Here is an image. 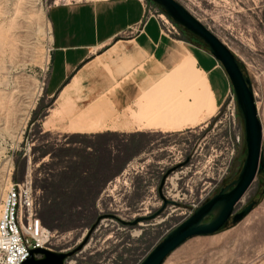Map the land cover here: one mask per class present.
Segmentation results:
<instances>
[{
	"label": "rangeland",
	"instance_id": "rangeland-1",
	"mask_svg": "<svg viewBox=\"0 0 264 264\" xmlns=\"http://www.w3.org/2000/svg\"><path fill=\"white\" fill-rule=\"evenodd\" d=\"M68 1L79 0H0V202L8 184L6 172L12 167L13 180H30L37 214L53 233L48 245L56 251L75 247L98 214L110 212L131 220L160 210L132 226L101 219L81 248L63 263L137 264L195 206L236 178L245 156L242 121L229 80L213 58L217 70L210 79L216 86L223 82L228 87L227 99L215 112L205 108L203 121L214 115L191 134L146 133L133 136V142L127 136L123 142L114 134L56 132V120L43 111L48 99L41 96L50 43L46 10L53 3ZM176 1L233 53L248 77L261 123L264 159V0ZM145 4L161 30L165 28L159 13L174 25L170 35L209 54L201 40L173 23L155 3L145 0ZM179 71L186 87L176 100L192 93L188 77ZM203 79L205 86V75ZM203 97L211 101L206 90ZM43 115L47 123L41 125ZM175 166L162 188L164 197L173 202L161 207L156 187ZM98 192L99 198L90 197ZM252 200L254 207L235 224L228 222L215 233L187 238L161 264H264L261 175H255L233 210Z\"/></svg>",
	"mask_w": 264,
	"mask_h": 264
},
{
	"label": "crops",
	"instance_id": "crops-1",
	"mask_svg": "<svg viewBox=\"0 0 264 264\" xmlns=\"http://www.w3.org/2000/svg\"><path fill=\"white\" fill-rule=\"evenodd\" d=\"M145 15L142 0H79L47 8L51 51L41 96L48 99L43 111L56 120V132L114 134L123 142L129 136L133 142V136L146 133L191 134L211 119L214 113L203 121L205 108L215 112L228 93L223 82L216 86L210 79L217 70L212 56L187 47V42L161 30L154 17ZM180 68L192 93L176 100L186 87ZM205 90L211 104L195 116L194 98H202ZM45 116L41 125L47 123ZM193 117L201 121L171 131L151 127L153 122L179 124ZM101 192L90 197L99 198Z\"/></svg>",
	"mask_w": 264,
	"mask_h": 264
},
{
	"label": "water",
	"instance_id": "water-1",
	"mask_svg": "<svg viewBox=\"0 0 264 264\" xmlns=\"http://www.w3.org/2000/svg\"><path fill=\"white\" fill-rule=\"evenodd\" d=\"M146 1L155 3L173 23L181 26L188 33L201 40L212 58L220 63L231 85L236 109L242 121L245 148V156L236 178L221 186L216 193L195 206L189 215L169 229L161 240L154 244L137 263L161 264L165 257L187 238L215 233L226 226L228 222L235 224L254 207L255 201L252 200L238 211L233 210L255 175L264 177V159L261 148V123L257 117L251 85L233 53L178 1ZM186 161L187 159L184 162ZM178 166L167 170L161 176L156 187L157 194L162 200L161 207L173 202L164 197L162 188L167 174ZM159 211L157 210L147 216H137L131 220L121 219L110 212L98 214L94 222L87 228L82 240L75 247L66 251H56L42 247L30 248L27 257L19 264H63L68 256H71L81 248L89 233L101 219H114L121 224L132 226L138 221L151 219ZM207 217L209 219L205 220Z\"/></svg>",
	"mask_w": 264,
	"mask_h": 264
},
{
	"label": "built area",
	"instance_id": "built-area-1",
	"mask_svg": "<svg viewBox=\"0 0 264 264\" xmlns=\"http://www.w3.org/2000/svg\"><path fill=\"white\" fill-rule=\"evenodd\" d=\"M142 1L145 3V0ZM145 11V16L152 15L148 9ZM157 16L164 25L163 31L166 33L174 31V25L162 13ZM167 24L168 26H165ZM50 51L49 43L46 49L48 57ZM45 71H48V61ZM226 99L227 95L224 101ZM228 99L231 102L232 95ZM11 175L12 167L6 172L8 184L0 202V264H19L27 257L30 248L50 249L48 242L53 235L43 226L37 214L38 203L30 180L23 178L15 181Z\"/></svg>",
	"mask_w": 264,
	"mask_h": 264
},
{
	"label": "bare ground",
	"instance_id": "bare-ground-1",
	"mask_svg": "<svg viewBox=\"0 0 264 264\" xmlns=\"http://www.w3.org/2000/svg\"><path fill=\"white\" fill-rule=\"evenodd\" d=\"M187 59V58H186ZM160 98V97H159ZM204 97H202V98H200L199 96H197L195 99H194V102H193V104H192V108H191V106H190V108H191V110L193 109L194 110V112H195V116H198L197 114H201V110L202 109H204L205 107H206V105H208L209 103L211 104V101H204ZM172 102V101H171ZM161 104V103H160ZM166 104V103H165ZM209 104V105H210ZM171 103H170V107H171ZM154 106V105H153ZM160 106V105H159ZM158 106V107H159ZM188 106V105H187ZM212 106H213V104H212ZM161 107V106H160ZM169 107V108H170ZM186 107V106H185ZM154 108H156V107H154ZM186 108H188V107H186ZM208 109V108H207ZM212 109H213V107H212ZM157 110V109H156ZM173 110V109H172ZM179 110V109H178ZM181 110V109H180ZM187 110V109H186ZM189 110V109H188ZM192 110V111H193ZM208 111H209V109H208ZM213 111V110H212ZM211 111V112H212ZM180 112V111H179ZM188 112V111H187ZM194 112H192V113H194ZM207 112V111H206ZM157 113V112H156ZM174 113H178V112H174ZM181 113V112H180ZM184 113H185V110H184ZM205 113V112H204ZM208 113V112H207ZM168 114V113H167ZM167 114H162L164 117L167 115ZM182 114V113H181ZM180 114V115H181ZM206 114V113H205ZM209 114V113H208ZM207 114V115H208ZM161 115V116H162ZM175 115V114H174ZM178 115H179V113H178ZM177 115V116H178ZM194 115V114H193ZM161 116H159V117H161ZM172 117H174V116H172ZM176 117V116H175ZM174 117V118H175ZM179 117V116H178ZM206 117V116H205ZM204 117V118H205ZM208 117H210V116H208ZM204 118H203V120H204ZM189 119H192V118H185V119H183L182 120V122H180L179 124H176V123H168V124H161V123H159V122H153L152 124H151V127H153V128H162V129H165L166 131H171V130H177V129H181L183 126H185V125H187V124H194L195 122H198V120H200L201 121V119L200 118H197V117H193V120H189ZM158 120H160V119H158ZM164 121H165V119H163ZM167 120V119H166ZM170 120L172 121V119L170 118ZM175 120V119H174ZM176 120H177V117H176ZM153 121V120H152ZM163 121V122H164ZM168 121V120H167ZM166 122V121H165ZM169 122V121H168ZM176 122V121H175ZM242 199V196L240 197V199L238 200V202H240V200ZM140 223V222H139ZM138 223V224H139ZM141 224V223H140ZM53 236V235H52Z\"/></svg>",
	"mask_w": 264,
	"mask_h": 264
},
{
	"label": "flooded vegetation",
	"instance_id": "flooded-vegetation-1",
	"mask_svg": "<svg viewBox=\"0 0 264 264\" xmlns=\"http://www.w3.org/2000/svg\"><path fill=\"white\" fill-rule=\"evenodd\" d=\"M166 177H167V176H166ZM166 177H165V179H166ZM224 185H225V184H224ZM222 186H223V185H222ZM220 187H221V186H220ZM220 187H218V189H217L214 193H216V192L219 190ZM156 192H157V190H156ZM214 193H213V194H214ZM213 194H212V195H213ZM228 221H229V219H228Z\"/></svg>",
	"mask_w": 264,
	"mask_h": 264
},
{
	"label": "trees",
	"instance_id": "trees-1",
	"mask_svg": "<svg viewBox=\"0 0 264 264\" xmlns=\"http://www.w3.org/2000/svg\"><path fill=\"white\" fill-rule=\"evenodd\" d=\"M77 205H78V206H83L84 204H80V203H78Z\"/></svg>",
	"mask_w": 264,
	"mask_h": 264
}]
</instances>
